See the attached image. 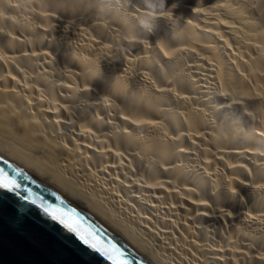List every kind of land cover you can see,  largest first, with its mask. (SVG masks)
I'll list each match as a JSON object with an SVG mask.
<instances>
[{
    "label": "bare ground",
    "instance_id": "6f19581e",
    "mask_svg": "<svg viewBox=\"0 0 264 264\" xmlns=\"http://www.w3.org/2000/svg\"><path fill=\"white\" fill-rule=\"evenodd\" d=\"M0 161L145 264H264V0H0Z\"/></svg>",
    "mask_w": 264,
    "mask_h": 264
},
{
    "label": "water",
    "instance_id": "95a60500",
    "mask_svg": "<svg viewBox=\"0 0 264 264\" xmlns=\"http://www.w3.org/2000/svg\"><path fill=\"white\" fill-rule=\"evenodd\" d=\"M0 264H145L74 204L0 161Z\"/></svg>",
    "mask_w": 264,
    "mask_h": 264
},
{
    "label": "snow or ice",
    "instance_id": "6c2138e0",
    "mask_svg": "<svg viewBox=\"0 0 264 264\" xmlns=\"http://www.w3.org/2000/svg\"><path fill=\"white\" fill-rule=\"evenodd\" d=\"M3 174L0 173V176H2ZM17 187V185H15L14 181H11L9 183H5L2 179H0V188H9L11 190V188Z\"/></svg>",
    "mask_w": 264,
    "mask_h": 264
},
{
    "label": "clouds",
    "instance_id": "9594fccd",
    "mask_svg": "<svg viewBox=\"0 0 264 264\" xmlns=\"http://www.w3.org/2000/svg\"><path fill=\"white\" fill-rule=\"evenodd\" d=\"M141 23H142L145 27H147L149 22H148L147 20H142Z\"/></svg>",
    "mask_w": 264,
    "mask_h": 264
},
{
    "label": "rangeland",
    "instance_id": "374dc122",
    "mask_svg": "<svg viewBox=\"0 0 264 264\" xmlns=\"http://www.w3.org/2000/svg\"><path fill=\"white\" fill-rule=\"evenodd\" d=\"M129 1H131V2H132V0H129Z\"/></svg>",
    "mask_w": 264,
    "mask_h": 264
}]
</instances>
